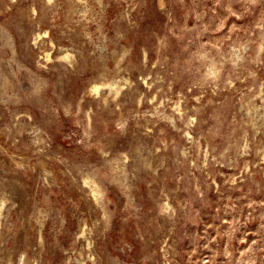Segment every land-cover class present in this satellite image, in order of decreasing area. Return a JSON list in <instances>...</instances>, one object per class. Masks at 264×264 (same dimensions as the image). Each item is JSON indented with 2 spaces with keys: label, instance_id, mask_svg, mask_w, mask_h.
Instances as JSON below:
<instances>
[{
  "label": "rangeland",
  "instance_id": "1",
  "mask_svg": "<svg viewBox=\"0 0 264 264\" xmlns=\"http://www.w3.org/2000/svg\"><path fill=\"white\" fill-rule=\"evenodd\" d=\"M0 264H264V0H0Z\"/></svg>",
  "mask_w": 264,
  "mask_h": 264
},
{
  "label": "bare ground",
  "instance_id": "2",
  "mask_svg": "<svg viewBox=\"0 0 264 264\" xmlns=\"http://www.w3.org/2000/svg\"><path fill=\"white\" fill-rule=\"evenodd\" d=\"M96 88H99V85H96Z\"/></svg>",
  "mask_w": 264,
  "mask_h": 264
}]
</instances>
